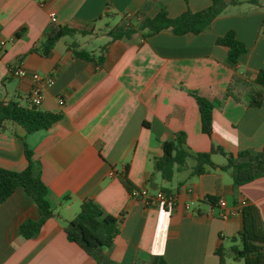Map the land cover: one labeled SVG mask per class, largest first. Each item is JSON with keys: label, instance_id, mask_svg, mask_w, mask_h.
<instances>
[{"label": "crops", "instance_id": "0c3cea01", "mask_svg": "<svg viewBox=\"0 0 264 264\" xmlns=\"http://www.w3.org/2000/svg\"><path fill=\"white\" fill-rule=\"evenodd\" d=\"M210 5L209 0H0V100L28 105L31 74L53 76L39 109L63 114L46 130L27 133L8 123L0 133V168L24 170L26 145L40 163L53 212L35 237L25 238L19 227L40 219L34 201L17 188L1 203L0 264H97L63 229L86 200L119 220L118 235L103 250L118 264H153L157 257L167 264H219L216 251L239 244L234 239L244 206H255L264 226V175L241 186L219 168L192 176V158L170 182L153 175L162 143L180 132L190 153H211L216 167L226 158L213 146L234 156L264 152V87L254 83L264 70L263 11L231 6L196 35L165 29L113 40L108 34L116 27L137 28L161 8L175 18L187 8L197 12ZM58 28L78 32L60 38L43 56L41 44ZM229 30L247 48L236 64L216 43ZM80 50L93 60L77 57ZM19 66L25 77L11 74ZM194 94L213 102L211 135L202 131ZM141 188L168 189L177 201L147 207L130 195ZM223 213L229 217L223 219Z\"/></svg>", "mask_w": 264, "mask_h": 264}, {"label": "trees", "instance_id": "16d2710c", "mask_svg": "<svg viewBox=\"0 0 264 264\" xmlns=\"http://www.w3.org/2000/svg\"><path fill=\"white\" fill-rule=\"evenodd\" d=\"M209 1L211 5L208 8L197 12H192L187 8L175 18H170L167 11L161 8L155 16L144 19L137 28H132L130 25L116 27L108 34L113 40L129 39L138 31H145L142 36L147 37L165 29H170L176 35L188 33L196 35L206 31L211 23L217 17L226 14L231 6L247 4L261 9L264 13V0ZM261 29L264 34V18ZM76 32L78 31L69 28H58L46 37L40 46V53L43 56L49 55L60 38ZM216 43L227 48L228 60L232 64H236L240 56L247 52L246 46L236 38L233 30H229L222 37L217 38ZM74 53L77 57L85 60H93V55L89 52L80 50ZM102 60V55H99L97 62L101 63ZM254 83L264 87V70L258 72ZM193 97L199 108L202 131L211 135L213 102L196 94ZM62 118V113L45 112L31 104L23 106L15 101L0 100V133L6 130L8 123L21 126L27 133L46 130ZM212 151L223 155L226 158V164L216 167L211 160V153H190L186 148L184 133H177L174 140L162 143V155L153 160V175L159 173L163 181L170 182L176 172L185 168L188 158L195 161L191 170L192 176L203 175L208 168H219L222 171L230 172L235 186L244 185L264 175V152L256 155L241 152L234 156L219 146H213ZM24 153L27 160L24 170L14 172L0 168V204L6 201L17 188H22L25 191L37 206L40 219L24 222L19 227V232L25 238H33L38 234L43 223L53 216V212L47 198V187L41 177L40 163L32 159V151L26 145ZM161 191L170 193L168 189ZM209 201L214 204L217 199L209 197ZM241 215L242 229L234 239V241L238 240L239 244L231 246L228 250L218 249L216 254L219 257V264H225V254L234 261L242 260L243 264H264V226L260 213L255 206L247 205L242 208ZM63 229L67 239L93 257L97 264H118L106 258L103 250L111 247L118 235L119 220L104 215L95 202L91 200L82 202L78 215L73 220L66 222ZM153 264L167 263L162 257H157L154 258Z\"/></svg>", "mask_w": 264, "mask_h": 264}, {"label": "built area", "instance_id": "2783aa9c", "mask_svg": "<svg viewBox=\"0 0 264 264\" xmlns=\"http://www.w3.org/2000/svg\"><path fill=\"white\" fill-rule=\"evenodd\" d=\"M51 21H55V18L51 16ZM5 42H1L4 46ZM11 74L15 77H25L27 75L26 70L23 67H16L11 69ZM32 87L29 93V102L35 107H40L44 99V89L51 87L54 84L53 76H43L39 73H32ZM59 104L62 106L63 101L59 99ZM133 199H137L147 207H153L157 205H167L172 207L177 201V195L173 193H166L164 191H157L155 193L150 192L146 188L133 189L130 192ZM218 205L220 207H225V201H219ZM241 211V210H240ZM223 219H227L229 214L223 213L221 216Z\"/></svg>", "mask_w": 264, "mask_h": 264}, {"label": "rangeland", "instance_id": "374dc122", "mask_svg": "<svg viewBox=\"0 0 264 264\" xmlns=\"http://www.w3.org/2000/svg\"><path fill=\"white\" fill-rule=\"evenodd\" d=\"M190 161V160H189ZM229 244V243H228ZM224 260H225V263L227 262H230L231 264H243V261L242 260H239V261H234V260H231V258L225 254L224 256ZM234 261V262H233Z\"/></svg>", "mask_w": 264, "mask_h": 264}]
</instances>
